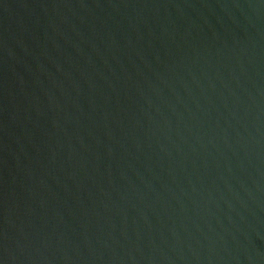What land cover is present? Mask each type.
Listing matches in <instances>:
<instances>
[{"label":"water","instance_id":"1","mask_svg":"<svg viewBox=\"0 0 264 264\" xmlns=\"http://www.w3.org/2000/svg\"><path fill=\"white\" fill-rule=\"evenodd\" d=\"M0 264H264V0H0Z\"/></svg>","mask_w":264,"mask_h":264}]
</instances>
